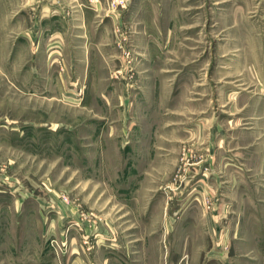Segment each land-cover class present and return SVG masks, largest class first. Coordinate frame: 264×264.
<instances>
[{
	"label": "rangeland",
	"instance_id": "1",
	"mask_svg": "<svg viewBox=\"0 0 264 264\" xmlns=\"http://www.w3.org/2000/svg\"><path fill=\"white\" fill-rule=\"evenodd\" d=\"M263 259L264 0H0V264Z\"/></svg>",
	"mask_w": 264,
	"mask_h": 264
},
{
	"label": "crops",
	"instance_id": "2",
	"mask_svg": "<svg viewBox=\"0 0 264 264\" xmlns=\"http://www.w3.org/2000/svg\"><path fill=\"white\" fill-rule=\"evenodd\" d=\"M262 220V219H261ZM264 260V259H263Z\"/></svg>",
	"mask_w": 264,
	"mask_h": 264
}]
</instances>
